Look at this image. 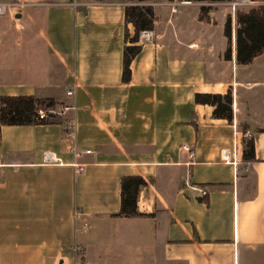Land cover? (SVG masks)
<instances>
[{
    "label": "crops",
    "instance_id": "crops-1",
    "mask_svg": "<svg viewBox=\"0 0 264 264\" xmlns=\"http://www.w3.org/2000/svg\"><path fill=\"white\" fill-rule=\"evenodd\" d=\"M230 1L153 0L123 82L126 0H0V96L60 119L0 128V264H264V52L236 62ZM227 91L231 122L194 101ZM124 176L146 181L135 216Z\"/></svg>",
    "mask_w": 264,
    "mask_h": 264
},
{
    "label": "trees",
    "instance_id": "trees-1",
    "mask_svg": "<svg viewBox=\"0 0 264 264\" xmlns=\"http://www.w3.org/2000/svg\"><path fill=\"white\" fill-rule=\"evenodd\" d=\"M192 2H219L223 0H183ZM153 0H126L124 17L126 23L134 28L132 35L125 29L122 59V81L128 82L131 77V62L141 51L138 44L141 31L150 30L154 26ZM209 6H202L199 18H209ZM225 36L227 48L225 59L231 58V18L225 22ZM235 50L236 62L240 65L251 63L264 52V4L248 9L235 11ZM194 101L197 104L213 106V117L222 118L231 122L233 117L232 93H195ZM54 106L53 100L37 99L33 96H0V128L3 125H27L38 123L60 122L56 114H49L47 118L39 119L37 109L42 105ZM243 158L251 161L255 158L254 141L252 138L243 140ZM146 184L140 176H124L121 179V208L123 216H135L137 198L141 187Z\"/></svg>",
    "mask_w": 264,
    "mask_h": 264
},
{
    "label": "built area",
    "instance_id": "built-area-1",
    "mask_svg": "<svg viewBox=\"0 0 264 264\" xmlns=\"http://www.w3.org/2000/svg\"><path fill=\"white\" fill-rule=\"evenodd\" d=\"M252 0H231L230 1V5H231V8H232V11L235 12V8L239 5H244V4H247V3H251ZM10 6V4H6V3H0V14H4L6 12V10L8 9V7ZM139 37L140 38H144L146 40H151L152 37H153V34L151 31H147V30H144V31H141L140 34H139ZM67 94L68 95H71L73 94L72 90H68L67 91ZM59 109H65L63 108L62 106H59L58 107ZM37 117L39 119H44V118H47L49 116V114H56L58 115L57 113V106L54 105V106H47V105H42L40 107H38L37 111ZM250 133L249 131H245L243 132V136L244 137H249ZM67 137L71 140L74 138V132H73V128H70L68 133H67ZM182 149L185 150L187 153H188V156L190 158H192L194 156V150L191 146L189 145H183L182 146ZM86 152H90V150H86ZM193 189H196L200 192V194L202 196L206 195L207 194V190L205 188H197L195 186H192ZM87 226V223H84V227Z\"/></svg>",
    "mask_w": 264,
    "mask_h": 264
},
{
    "label": "rangeland",
    "instance_id": "rangeland-1",
    "mask_svg": "<svg viewBox=\"0 0 264 264\" xmlns=\"http://www.w3.org/2000/svg\"><path fill=\"white\" fill-rule=\"evenodd\" d=\"M253 1V0H252ZM262 4V3H261ZM261 4H253V5H251V6H248V7H244V8H241V9H248L249 7L251 8V7H256V6H258V5H261ZM234 18H235V13H234Z\"/></svg>",
    "mask_w": 264,
    "mask_h": 264
}]
</instances>
